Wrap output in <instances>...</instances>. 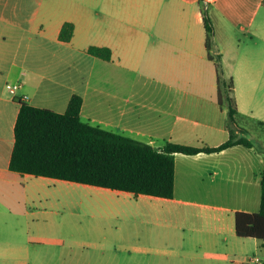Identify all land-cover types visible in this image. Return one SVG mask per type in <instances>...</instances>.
Listing matches in <instances>:
<instances>
[{
	"label": "crops",
	"instance_id": "crops-1",
	"mask_svg": "<svg viewBox=\"0 0 264 264\" xmlns=\"http://www.w3.org/2000/svg\"><path fill=\"white\" fill-rule=\"evenodd\" d=\"M201 1L0 0V264H264L261 242L236 234V214L260 207L264 145L253 140L176 154L172 199L10 170L19 100L64 114L81 96L84 122L156 150L227 142ZM209 15L212 53L234 81L242 126L256 133L264 127V0H210ZM66 23L75 26L68 43L60 40ZM91 47L109 49L111 60ZM7 84L20 85L15 96ZM77 190L111 203L101 217L107 229L62 231L43 216L45 200L53 207L56 193Z\"/></svg>",
	"mask_w": 264,
	"mask_h": 264
},
{
	"label": "trees",
	"instance_id": "trees-1",
	"mask_svg": "<svg viewBox=\"0 0 264 264\" xmlns=\"http://www.w3.org/2000/svg\"><path fill=\"white\" fill-rule=\"evenodd\" d=\"M206 48L215 61L219 103L227 110L230 138L214 148H195L168 143L163 150L103 130L81 118L83 98L74 95L64 114L35 108L19 100L20 112L15 125V144L10 170L20 174L53 178L116 191L172 199L175 190V155L216 153L254 142L247 138L249 130L241 126L245 117L238 111L234 81L226 78L221 57L213 52L215 27L209 15L210 0H202ZM75 26L66 23L60 40L70 42ZM92 56L110 61L109 49L91 47ZM264 125V123H261ZM236 234L253 238L264 248V167L261 174V198L255 213L236 214Z\"/></svg>",
	"mask_w": 264,
	"mask_h": 264
},
{
	"label": "rangeland",
	"instance_id": "rangeland-1",
	"mask_svg": "<svg viewBox=\"0 0 264 264\" xmlns=\"http://www.w3.org/2000/svg\"><path fill=\"white\" fill-rule=\"evenodd\" d=\"M242 126V124H241ZM243 127V126H242ZM256 133L250 134L254 137L251 138L249 134L248 139L253 140L255 144L264 145V127H253ZM254 133V134H253ZM54 206L49 207L45 200V211L43 216L46 219L53 218L57 224L55 229L68 230V229H81V230H96L107 229L101 217L111 211V203L101 197L92 196L81 191H60L55 194ZM114 228V227H113Z\"/></svg>",
	"mask_w": 264,
	"mask_h": 264
},
{
	"label": "built area",
	"instance_id": "built-area-1",
	"mask_svg": "<svg viewBox=\"0 0 264 264\" xmlns=\"http://www.w3.org/2000/svg\"><path fill=\"white\" fill-rule=\"evenodd\" d=\"M6 89L11 95H16L17 91L20 89V85L7 84ZM251 264H263L259 257H253L250 259Z\"/></svg>",
	"mask_w": 264,
	"mask_h": 264
}]
</instances>
